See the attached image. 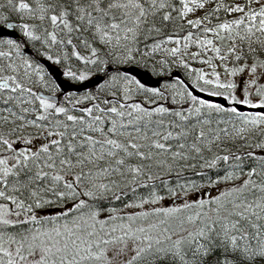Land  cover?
I'll use <instances>...</instances> for the list:
<instances>
[{
  "label": "snow or ice",
  "instance_id": "6c2138e0",
  "mask_svg": "<svg viewBox=\"0 0 264 264\" xmlns=\"http://www.w3.org/2000/svg\"><path fill=\"white\" fill-rule=\"evenodd\" d=\"M0 9V264H264L261 0H4ZM49 65L92 89L65 93ZM170 65L187 82L145 87L131 72ZM169 95L172 108L159 103ZM197 167L199 182L165 179L162 193L152 183L154 169ZM137 188L148 191L124 208L183 202L118 215L112 201Z\"/></svg>",
  "mask_w": 264,
  "mask_h": 264
},
{
  "label": "trees",
  "instance_id": "16d2710c",
  "mask_svg": "<svg viewBox=\"0 0 264 264\" xmlns=\"http://www.w3.org/2000/svg\"><path fill=\"white\" fill-rule=\"evenodd\" d=\"M240 1L242 2V0H240ZM28 2H30V0H28ZM0 3H4V2L0 0ZM0 11H4V9H0ZM222 16H223V15H222ZM170 30H171V29H170ZM186 30H191V29H186ZM178 34L182 36V35H183V32H178ZM157 59H159V57H158ZM169 62H170V60H169ZM173 70L178 71V72H179V73H180L185 79H187L186 77H188V76H187V74H186V70L183 69V68H181V67H179V66H175V65H170V67H169L168 69L165 70V72H164L163 75H153L151 72H150V73H151L153 76H165L168 72H171V71H173ZM187 80H188V79H187ZM167 106H168L169 108L174 107V106L172 105V103H168ZM213 115H215V114H213ZM225 118H227L226 115H225ZM220 126L223 127V125H220ZM231 147H232L233 150H235L236 147H239V143H237L236 145L231 146ZM214 150H215V149H214ZM241 151H244V149H241ZM257 151H259V150H257ZM189 163H192V162L190 161ZM195 171H201V169H199V167H197V168L194 169V170H188V169L179 170V169H178V171H174V172L171 174V176L163 175L161 178H159V179L156 180V181H153L152 183L155 185L156 189H157L159 192L162 193V192H163V184L161 183V181H163V180H165V179H167V180L169 181V186H174V185L177 183V180H178V179H179L180 181H183V180H187V179L191 178V179H193V180H197V182H199V181H198V178L194 175V172H195ZM177 172H179V176L177 175ZM218 187L222 189V188L225 187V185L221 184V185H219ZM125 191H127V190H125ZM147 191H148V189L137 188L135 194H133V193H131V192H128V195H127L126 198H122L120 201H112L113 206H115V207H117L118 209L121 210L120 212H118V215L122 216V215H124V214L127 213V212L125 211L126 208L123 207V205H124L125 203H128V201H129L130 199H135L136 196H143V195H145V194L147 193ZM201 191L210 192L211 195H215L217 190H216V188H213V189H211V190H208V189H201ZM192 196H193V197H196V198H199V192H197V193H192ZM163 200H164V201L172 200V201L178 202L177 199H174V198H168V197H165V199H163ZM146 205H147V204H146ZM148 206H149V208H147V210L150 209V208H152V207H157L156 205H155V206H154V205H148ZM162 207H169V206H162ZM130 209H131V208H130ZM46 211H47V212H51L52 209H49V210H46ZM138 211H141V210H139V209H136L135 211L130 210V212H138ZM118 222H119V221H117V223H118ZM150 222H153V219H152V218H148L144 223L146 224V223H150Z\"/></svg>",
  "mask_w": 264,
  "mask_h": 264
},
{
  "label": "water",
  "instance_id": "95a60500",
  "mask_svg": "<svg viewBox=\"0 0 264 264\" xmlns=\"http://www.w3.org/2000/svg\"><path fill=\"white\" fill-rule=\"evenodd\" d=\"M52 72L54 73V78L57 79L59 84L63 87V90L65 93H75L76 95L81 94L84 91H88L92 89V82L91 81H85L82 83H72L69 81H66L62 78L60 75V70L54 65H49L48 66ZM132 74L136 75L138 79L141 80V82L145 85V87H156L159 88L160 84L167 80L170 81L171 79H180L181 81L187 82L182 75L174 70L169 73L168 77H162V76H157L154 77L149 71L137 67H132L131 68ZM187 87L189 90L193 91V93L201 98H204L206 100L212 101V102H217L221 104H226V101H223L219 97H211L207 96L204 93L197 92L195 89L191 88V85L188 84ZM238 109L247 111V109L241 108V106L237 105Z\"/></svg>",
  "mask_w": 264,
  "mask_h": 264
},
{
  "label": "rangeland",
  "instance_id": "374dc122",
  "mask_svg": "<svg viewBox=\"0 0 264 264\" xmlns=\"http://www.w3.org/2000/svg\"><path fill=\"white\" fill-rule=\"evenodd\" d=\"M1 1L4 2V0H1ZM236 2L240 3L241 1H240V0H236ZM261 2L264 3V0H261ZM199 14H200V13H197V15H199ZM222 15H223V16H222ZM236 15H238V14H237V13H233L232 16H231V17H228V18L231 19V18L235 17ZM223 18H225V17H224V13H221V19H223ZM191 31L195 32V30H191ZM193 39H195V35L193 36ZM182 44H183V41H181V46H182ZM172 46H174V45H171V44L168 45V47H172ZM189 51H190V52H191V51H196V49H195L194 46H192V47H190ZM160 55H162V54H158V55H157V58H158V57L160 58ZM182 55H183V52H182ZM184 59H185L190 65H191V67H192L193 69L199 68V69H201V70H203V71H205V72L209 71V70L207 69V66L192 61V59H191L190 56H184ZM217 63H219V62H217ZM58 68H59V67H58ZM59 69H60V68H59ZM60 70H61V69H60ZM218 71H220V69H218ZM169 73H170V72H168L165 76L167 77V76L169 75ZM192 75H195V72H193ZM186 78L188 79V77H186ZM221 78L224 79L225 77L222 75ZM68 81H69V80H68ZM70 82H72V81H70ZM165 82H166V81H165ZM169 82H170V81H169ZM72 83H74V82H72ZM77 96H79V95H77ZM136 99H137L139 102L142 103V106H143V107H145V108L150 107V105L144 101V97H143V96H138ZM159 103H160V104H164V105L167 106L168 103H171V96L169 95V97H168L167 100H165V99L162 97L161 100L159 101ZM88 104H89L88 101H84L81 105H76V107H78V108H79V107H85V106H88ZM109 106H111V105H109ZM167 107H168V106H167ZM74 114H76V115H81L82 113L76 112V113H74ZM166 119H167V118H166ZM140 127H141V131L143 132V131H144V129H143V124H141ZM190 161H191V160H190ZM190 161H189V162H190ZM191 162H192V163H195V161H191ZM181 163H182V162H181ZM177 171H178V170H177ZM154 172H156V174L159 175V178H161V177L163 176V175H160L159 172L156 171L155 169H154ZM192 198H194V197L192 196V193H190L189 196L187 197V199H188V200H191ZM182 202H183V199L178 200V202H175V201H172V200H167V201L162 200V201H160L158 204H156V206H157V207H162V206H169V207H170V206L178 205V204H180V203H182ZM154 206H155V205H154ZM147 208H149V206H148V205H144L142 209H140V208H131V209H130V208H126L125 211H126L127 213H129L130 210H132V211H135L136 209H139V210H147ZM52 211H54V210H52Z\"/></svg>",
  "mask_w": 264,
  "mask_h": 264
},
{
  "label": "flooded vegetation",
  "instance_id": "af4514ba",
  "mask_svg": "<svg viewBox=\"0 0 264 264\" xmlns=\"http://www.w3.org/2000/svg\"><path fill=\"white\" fill-rule=\"evenodd\" d=\"M64 80H66L64 77H63ZM68 81V80H67Z\"/></svg>",
  "mask_w": 264,
  "mask_h": 264
}]
</instances>
